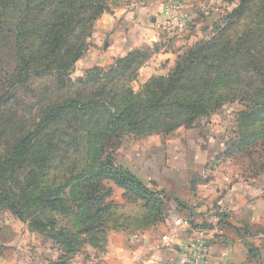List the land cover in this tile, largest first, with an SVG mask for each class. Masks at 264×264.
Masks as SVG:
<instances>
[{"label":"trees","instance_id":"16d2710c","mask_svg":"<svg viewBox=\"0 0 264 264\" xmlns=\"http://www.w3.org/2000/svg\"><path fill=\"white\" fill-rule=\"evenodd\" d=\"M32 1L0 0L1 16L5 17L10 12L16 15L12 31L16 33L15 47L18 57L15 77L21 82H28L31 76H49L55 78L56 82H61L68 79L77 61L88 51L94 23L108 11L109 2L113 0H56L53 8L49 9L53 11H47L41 21L37 20V15L30 13ZM221 1H237L238 5L226 15L221 22L222 27L220 23L216 25L211 39L198 40L184 49L186 51L181 55L178 54L167 75L151 77L136 92L126 88L121 91L120 97L117 93H112L106 84H101L99 92L93 98L83 102H62L49 116H61L66 108L79 113L83 110L95 111L97 108H105L109 112L103 139L97 144L98 168L90 176L81 177L82 181L71 189L75 221L80 222L79 218L83 216L87 222L81 223L78 233L61 228L57 234H45V230H53L51 222L24 220L27 221L30 232L38 234L46 241L53 240L59 246L61 255L58 261L50 264H68L77 251L76 247L80 245L77 235L86 232L92 235V232L101 228L103 221L108 222L118 212L117 206L109 201L112 191L104 183L105 180L122 188L127 200L139 201L145 211L141 217L132 221L119 213L120 226H115V229H144L162 220V205L166 199L164 193L157 190L153 183L142 181L130 170L115 164L113 150L109 148L111 141H122L124 132L127 136L146 138L167 136L179 128H193L200 119L210 117L230 102V95L239 81L240 72L245 75L264 74L262 69L258 70L255 55V44L264 41V37L256 35L258 30L247 28L235 40L228 37L229 31L245 14L247 4L254 0ZM11 7L13 9L9 10ZM258 12L260 16L257 25L264 32V0H259ZM30 38L36 40L35 44L31 48H24L22 44ZM148 58L149 55H141L134 50L114 60L115 64L107 74L99 68L92 70L95 76L90 81L97 84L102 79L99 78L100 74L106 78L118 69L126 76L133 66L140 67ZM136 77L135 71L128 79L134 80ZM109 83H112L111 78ZM256 124H260L261 129L250 132L249 127ZM236 134L237 139L233 146L235 151H231L229 156L233 158L236 154H242L249 160L256 157L257 162L253 164L256 172L253 174L264 172V101L245 105L238 113ZM39 135V129L28 133L13 154L23 153L27 149L25 146ZM63 188L59 186L51 193L42 190L41 197L32 202L36 200L38 205L48 208L63 207L67 203L58 196ZM10 208L18 218H24L13 205ZM99 235L101 237L100 231L94 232V236L90 237L93 245L97 244L96 237ZM246 245L250 257H255L257 254L254 247Z\"/></svg>","mask_w":264,"mask_h":264},{"label":"crops","instance_id":"0c3cea01","mask_svg":"<svg viewBox=\"0 0 264 264\" xmlns=\"http://www.w3.org/2000/svg\"><path fill=\"white\" fill-rule=\"evenodd\" d=\"M168 1L183 4L184 27L176 32L190 36L174 44H159L161 50L144 63L138 80L143 85L153 76L165 75L163 66L172 68L183 47L200 40L196 37L198 29L201 33L207 30L200 15L222 10L220 0H113L95 24L86 57L93 56L95 64L107 66L143 42L160 43L166 29L161 25L167 24L169 29L174 25L163 16ZM104 40L107 48L99 50ZM242 110L223 106L193 128L137 139L121 147L117 162L140 180L153 183L166 199L161 222L111 234L115 242L111 238L107 243L109 259L115 255L122 257L120 262L124 264H185L181 245L196 241L202 233L207 246L204 264H264V230L258 229L264 228V172L253 174L242 154L229 156L234 150L237 116ZM238 161L242 166L244 163V168ZM213 165L228 166L227 175H236L237 179L222 191L208 189L204 176ZM224 179L223 173H216L213 181L222 185ZM111 191L109 201L127 220L145 212L139 201L127 200L122 189L111 185ZM41 240L17 218L0 220V264H50L52 255H45L43 263H38V257L33 260L35 252L42 250ZM246 244L254 247L255 257H250Z\"/></svg>","mask_w":264,"mask_h":264},{"label":"rangeland","instance_id":"374dc122","mask_svg":"<svg viewBox=\"0 0 264 264\" xmlns=\"http://www.w3.org/2000/svg\"><path fill=\"white\" fill-rule=\"evenodd\" d=\"M258 2L259 0H254L247 4L245 14L228 33L230 40H235L241 36L247 28L257 29L256 35L264 37L263 30L257 25L260 16ZM32 3L30 13L37 15V20L41 21L47 11H53L49 9L53 8L56 0H33ZM220 3L224 7L218 13L211 14L208 12L206 15H200L199 20H202L203 26L207 28L203 33H201L200 28L198 29L196 37L200 40L211 39L215 34L216 25L221 24L226 15L238 5L237 1L223 3L220 0ZM110 4L111 2L108 6ZM12 9L11 7L9 10ZM30 13L29 16H31ZM15 18L16 15L12 12L5 17L0 15V220L10 222L13 218H17L23 224H27V221L24 220L42 223L51 222L53 230H45L47 232L45 234H57L61 228H65L68 232L78 233L81 229V223H86L87 220L82 216L79 218L80 222L75 221L71 189L75 184L82 181L81 177L90 176L98 168L97 144L103 139V130L108 122L109 112L105 108H97L95 111L83 110L79 113L76 110L66 108L61 116L53 118L49 116L62 102L67 100L83 102L86 99L93 98L95 93L99 92L101 84H106L109 89L111 88L112 93L118 94V97H120L121 91L126 88H131L135 92L140 90L144 84L139 83L138 77L144 64L140 67L133 66L126 76H123L120 69L113 71L106 78L100 74L99 78L102 79L97 81V84H93L90 79L95 75L91 71L99 68L107 74L115 62L113 61L107 66L95 64V60H92L95 57H86L89 51L88 48L84 56L75 64L68 79L56 82L55 78L49 76H31L28 82H21L15 77L18 64L15 47L16 33L12 32L14 31ZM222 26L221 24L220 27ZM163 27L166 29L161 33L160 43L150 45L149 42H143L136 51L141 55H149V58H151L155 54L153 51L159 52L161 50L159 44L163 42L174 44V42L182 41L181 39L185 36H190L187 32H176L177 30L173 26L169 29L167 24L161 25V28ZM35 42L36 40L30 38L22 46L31 48ZM187 47L189 45L183 48L186 49ZM262 47H264V41L255 44L257 50L255 55L258 60V70L262 69L264 71V50ZM104 48H107L106 40L102 41L99 50H104ZM184 49L181 50L179 55L186 51ZM92 53L96 52L92 51ZM118 58H122V56ZM163 68L165 69L164 74L167 75L170 68H167V66H163ZM135 71L137 77L134 80H129V76ZM260 74L262 73L260 72ZM110 78L112 83H109ZM238 78L239 81L232 91L230 102L225 105L226 107L244 108L245 105L260 104L264 101V74L250 73L245 75L240 72ZM47 118H49L48 121ZM37 129H39L40 135L25 146L27 149L23 153L13 154V151L21 144L28 133L35 132ZM249 129L250 132L259 131L261 125L256 124L249 127ZM119 132L122 133L123 130ZM124 134L122 135L124 137L122 141L114 139L110 142L109 147L113 150L114 162L118 166H121V164L117 162V152L122 153L121 147L126 143L142 139L141 137L127 136L125 132ZM256 162V157L245 161L246 167H249L252 173L256 172L253 168V164H256ZM240 163L237 162L240 168H244V163L243 166ZM237 164L234 165L237 167ZM33 176L35 177L33 178ZM104 183L110 187L111 185L117 186L115 183L106 180ZM59 186L64 187L58 193V196L67 203L63 207L48 208L38 205L36 200L34 203L32 202L35 198L41 197L42 190L51 193ZM11 205L24 218H18L11 210ZM119 213L121 212L118 210L108 222H102L99 230L94 231L97 233L100 231L101 233V237L100 235L96 237V245L90 242V237L94 236V232H92V235L87 232L78 234L80 245L76 247L77 251L69 259L68 264H124L120 262L122 257L117 258L115 255L110 259L107 257L110 255L107 243L114 237L111 234L122 232L120 228L115 229V226H120ZM114 221L116 223H113ZM258 229L264 230V228ZM250 230L254 231V228ZM134 237L136 238V236ZM112 240L114 243V238ZM41 243L42 250L35 252L36 255L33 256V260L38 257V263H43L41 259L45 255H52L54 259L50 263L57 262L61 255L59 246L53 240L49 242L42 239ZM126 264L130 263L126 262Z\"/></svg>","mask_w":264,"mask_h":264},{"label":"built area","instance_id":"2783aa9c","mask_svg":"<svg viewBox=\"0 0 264 264\" xmlns=\"http://www.w3.org/2000/svg\"><path fill=\"white\" fill-rule=\"evenodd\" d=\"M183 4L179 1H168L164 5L163 16L167 18V22H173L174 29L181 31L184 27V18L182 14ZM206 15V13H205ZM216 173H223L225 176L224 183L216 184L213 179ZM228 166L218 167L213 165L205 174L206 187L210 190L222 191L227 189L228 185L236 180L237 176H228ZM180 252L185 258V264H204L207 253V246L203 239V234L200 233L196 241H191L181 245Z\"/></svg>","mask_w":264,"mask_h":264}]
</instances>
